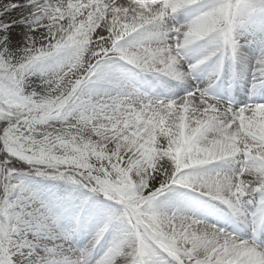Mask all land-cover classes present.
Here are the masks:
<instances>
[{
  "label": "snow or ice",
  "instance_id": "snow-or-ice-1",
  "mask_svg": "<svg viewBox=\"0 0 264 264\" xmlns=\"http://www.w3.org/2000/svg\"><path fill=\"white\" fill-rule=\"evenodd\" d=\"M0 264H264V0H0Z\"/></svg>",
  "mask_w": 264,
  "mask_h": 264
}]
</instances>
